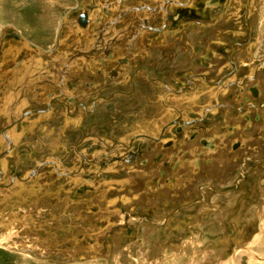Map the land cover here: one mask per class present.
Instances as JSON below:
<instances>
[{
  "label": "rangeland",
  "instance_id": "obj_1",
  "mask_svg": "<svg viewBox=\"0 0 264 264\" xmlns=\"http://www.w3.org/2000/svg\"><path fill=\"white\" fill-rule=\"evenodd\" d=\"M86 1L0 0V153L3 129L12 141L0 158V184L13 179L0 185V264H264V0L244 19L248 0L170 9L176 33L143 38L144 49L133 50L143 54L128 71L133 84L121 78L92 94L105 80L70 65L62 98L58 87L40 86L14 103L30 68L57 76L50 62L73 44V31H64L53 54L48 48L66 10L80 6L69 10L73 21ZM241 60L245 66L236 68ZM203 71L212 83L197 79ZM257 71L243 91L229 84ZM7 102L17 118L9 129ZM204 107L211 113L202 116ZM176 108L183 119H199L196 130L167 128L162 138L171 145L134 142L131 149H141L134 161L102 163L126 152L111 143L156 136ZM187 134L195 145L185 144ZM201 139L216 151H201Z\"/></svg>",
  "mask_w": 264,
  "mask_h": 264
},
{
  "label": "flooded vegetation",
  "instance_id": "obj_2",
  "mask_svg": "<svg viewBox=\"0 0 264 264\" xmlns=\"http://www.w3.org/2000/svg\"><path fill=\"white\" fill-rule=\"evenodd\" d=\"M193 1L194 0H88L83 3L81 11L75 16V19L73 21H69L68 19V14L70 9L66 10L65 12L66 17L65 19H63V21L60 22V25L56 32L57 35L55 36V40L52 43V45L48 48L50 50L48 51V53L50 52L49 54H53L54 49L57 48L58 50V46L64 41L63 38L64 31L66 30L73 31L74 33L73 44L70 45L66 49V51L60 52L61 56L59 57V60L53 59L50 62L49 67L52 68L53 71H56L57 76L53 79L52 75H50L49 77L51 79L48 78V75L50 73H47V71H42V69L38 68L39 65H36L34 69L30 68L29 72H27L23 80V83H19L20 77L17 79V84L19 83L18 85L19 91L18 93H14L15 95L14 103L24 99L25 97L29 99L30 97L29 94H32L31 92H35V91L37 92L40 86H45L46 88H48V86H50L51 88L58 87L59 93L62 98L65 95V92L62 88L64 84L67 82L66 78L68 77L66 75H62V72L65 71L64 69L65 67L69 69L70 65L71 67H74L73 69L76 70L75 72H88V75L91 78V80H93L95 77H102V79L105 80L103 85L98 86L100 88L97 91L89 92L92 94L99 92L102 88L104 89L113 86L116 83V81L119 82L118 80H122L121 78L123 79L127 78L133 84L135 81V77L131 76L130 79L131 71L130 73L128 71L129 69H131V66L134 64L135 60L143 54V52L135 53L133 52V50L137 49L138 44H140V46L143 47L144 49L143 38L146 35H157V34L171 35L176 33V31H174V29L172 30L170 27L169 10L172 8H176V10H179L180 8L190 7L193 5ZM218 1L219 0H206L207 6L209 5L210 7H212V5H216V2ZM255 1L256 0H248V11L247 14H245V12L244 14H242L241 17H243V19L245 18L246 15L251 14L252 9L255 8ZM78 7L76 6L71 10L75 11L76 9H78ZM7 36L13 37L15 40L19 39L18 34L14 32L7 33ZM89 37H91L90 38L91 40L88 39ZM80 42L82 44L86 42L85 46L83 45L82 47H77L78 43ZM256 44H257L256 42L249 43V45H247V49L251 50V48ZM48 53L45 52V54ZM134 55L136 56L134 57ZM252 58L255 59L254 57ZM202 63L204 65L208 64L204 60H202ZM260 63L264 64V59L261 60ZM256 64H258L257 61L252 64L253 66H250L253 72H254L253 70L254 66H256ZM235 66L236 68L237 66L241 68L242 66H245V61L241 60L239 63H235ZM261 69L263 68H260V70ZM258 73L259 71L253 73V75L251 76H245L243 79L231 80L229 81V84L238 85L239 87L242 88L243 91L245 84L250 80H254V79L256 80V78L259 75ZM190 76L191 74L187 75L185 78V87H190L192 84ZM146 77L154 82L163 83L164 87H166L169 91H171L174 94H178L179 92H182V90L179 91L173 90L172 87H170V85H168L163 79L152 77L149 72L147 73ZM58 78H61V80L59 79L60 80L59 83H58ZM197 79L199 81H204L208 84L212 83L211 80L208 81L209 78L207 71H203L202 73L198 74ZM95 81L97 80L95 79ZM223 87H225V85H223ZM27 92H29V94H26ZM116 92L127 94L126 91H114V93ZM100 94L102 93H99L98 95H96V97H100L99 96ZM86 95L87 94H85L84 96ZM194 96L195 95H193V97ZM165 97L166 94L160 95V99L162 100V103L165 105V107H169L170 105L166 104ZM50 98L52 100L59 99V97L57 98L54 97L53 94H50ZM220 105L221 104L219 105L216 104L217 107ZM51 106L54 105L51 104ZM4 107L6 108L8 107L7 129H9L14 123L17 122V118L14 117V110H12L13 106L9 105L7 102V104ZM46 107L48 108V103ZM176 110L178 109L176 108ZM36 111H40L41 113L44 112V110H36V109L30 110V112L33 113ZM24 112L26 111L24 110ZM26 113L29 112L27 111ZM209 113H211L210 107L208 108L204 107V109L202 110V116L207 115ZM177 114L178 115L176 117L173 116H172L173 118L168 117L165 120L166 124L163 123L164 125L160 128V131L156 136L140 133L135 135V137L133 136L132 139L135 140L130 141L127 144L122 141L111 143L112 146L113 145L120 146L122 144L123 145L125 144L126 152L125 154H121L118 156L115 155L107 156L108 159H106L107 157L103 158L102 163H105V165H107L109 162H111V160L123 161L124 163L126 162L129 163L131 161H134L135 157L141 155L140 148L138 149L136 148L135 150L131 149L132 144L134 142L137 144V146L141 145V143L145 142L146 140L150 141V143L151 142L158 143L161 141V144L163 145L164 144L166 146L171 145L173 143L172 139L165 140L162 138V135L165 133L167 128L180 130L184 128V126L186 125L185 131L196 130L195 128L196 125L194 127V122L198 121L199 119H183L182 112L180 110L177 111ZM18 116H20L19 117L20 119L22 117V113H19ZM76 121H78V119ZM248 121L249 118H247V122ZM233 129L234 127H232L230 132H226L225 135H229L230 133H232ZM190 135L192 134H187V136L185 135V140H187L185 144L189 143V145L190 144L195 145L194 143L195 140L194 138H190ZM8 137L9 136L6 133L2 138L7 143L6 144L7 149L9 148V144L11 143V141H8L10 140L9 139L10 137L9 138ZM188 140H190L191 142ZM200 143L203 145L201 146L200 149L201 151L205 153L208 152L212 153L216 151V145L210 139H201ZM240 143L242 144V142ZM106 145L110 146L107 143ZM194 145H193V149L196 150L197 146ZM2 151H4V149ZM99 156L100 154L96 155L97 158ZM171 157L172 156H170V158ZM160 163L163 164L164 162L161 161ZM195 163H197L198 165H196ZM190 165L192 166L193 170H196L199 167V161L198 160L190 161ZM141 174L142 177H149L148 175L150 173L146 172ZM123 181H125V183L127 182V184H130L132 179L131 180L127 179ZM12 182L13 179H11L9 183H7L8 186L12 184ZM122 198H123L122 200L125 203L129 201V199L126 196H122Z\"/></svg>",
  "mask_w": 264,
  "mask_h": 264
},
{
  "label": "water",
  "instance_id": "obj_3",
  "mask_svg": "<svg viewBox=\"0 0 264 264\" xmlns=\"http://www.w3.org/2000/svg\"><path fill=\"white\" fill-rule=\"evenodd\" d=\"M2 134L4 135V134H6L5 133V130H3V132H2ZM9 138V137H8ZM10 139V138H9ZM8 141H11V139L10 140H8ZM12 147V141H11V143L9 144V148L7 149V148H5L4 149V151H2L1 153H0V158L2 157V155H5V154H7V152L9 151V149ZM38 168V165L35 167V170ZM35 171L33 170L30 174L32 175L33 173H34ZM0 173H1V171H0ZM1 175V174H0ZM20 179V178H19ZM22 180V179H21ZM1 186H7L8 184H6V185H2V184H0Z\"/></svg>",
  "mask_w": 264,
  "mask_h": 264
},
{
  "label": "bare ground",
  "instance_id": "obj_4",
  "mask_svg": "<svg viewBox=\"0 0 264 264\" xmlns=\"http://www.w3.org/2000/svg\"><path fill=\"white\" fill-rule=\"evenodd\" d=\"M19 36V35H18Z\"/></svg>",
  "mask_w": 264,
  "mask_h": 264
}]
</instances>
